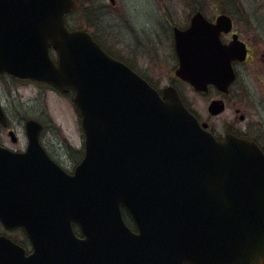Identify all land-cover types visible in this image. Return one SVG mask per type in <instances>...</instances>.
Returning a JSON list of instances; mask_svg holds the SVG:
<instances>
[{
	"label": "water",
	"instance_id": "1",
	"mask_svg": "<svg viewBox=\"0 0 264 264\" xmlns=\"http://www.w3.org/2000/svg\"><path fill=\"white\" fill-rule=\"evenodd\" d=\"M74 7L0 0V75L73 91L85 136L73 174L45 151L37 120L25 121V152L0 145V223L33 247L0 236V264H264V152L217 140L175 90L162 98L88 32L70 30ZM231 30L229 16L212 24L202 12L176 28L177 75L199 91L228 87L231 61L247 52L238 39L221 44Z\"/></svg>",
	"mask_w": 264,
	"mask_h": 264
},
{
	"label": "rangeland",
	"instance_id": "2",
	"mask_svg": "<svg viewBox=\"0 0 264 264\" xmlns=\"http://www.w3.org/2000/svg\"><path fill=\"white\" fill-rule=\"evenodd\" d=\"M94 5L87 11L80 6L68 17L69 26L93 29L114 54L143 64L159 55L163 63L170 64V22L183 23L199 9L208 16L227 12L237 19L246 18L243 15L264 19V0H117L116 5L110 0H94ZM72 97L34 81L0 77V102L16 134L12 141L6 131H0V142L25 149L24 123L36 119L44 125V146L55 156H63L66 167L75 168L84 154L85 137Z\"/></svg>",
	"mask_w": 264,
	"mask_h": 264
},
{
	"label": "flooded vegetation",
	"instance_id": "3",
	"mask_svg": "<svg viewBox=\"0 0 264 264\" xmlns=\"http://www.w3.org/2000/svg\"><path fill=\"white\" fill-rule=\"evenodd\" d=\"M78 1L75 0V10L70 15L77 11ZM110 2L112 5H116L117 0H110ZM202 9L198 11L202 12L205 19L212 24H216L218 17L222 14H227L231 18L232 30L228 33L222 32L220 35V41L224 47H230L236 39L246 47L247 52L244 59H233L231 61L233 81L228 87L209 85L206 91H199L177 75L180 62L176 52L174 31L176 28L180 30L188 29L195 15L194 13L187 16L183 23L170 22L172 28V34L170 33L172 47L170 64L163 63L160 55L158 59H149L150 62L147 64L132 61L130 57L117 56L93 29V31L89 30V33L105 51L131 67L154 87L162 97L167 89L177 91L188 111L216 139L224 141L233 136L257 144L264 152V19L248 18L251 15H243L246 18L237 19L235 15L225 12L208 16ZM2 76L11 77L7 74L0 77ZM69 95H72V93ZM11 130H13L11 124L8 128L2 127L0 129V131H6L7 133ZM11 149L23 152L27 149V146L23 150ZM45 149L50 157L70 174L74 172L79 164L78 162L75 168L73 166L74 169H70L64 165L63 156H55L46 147ZM127 215L130 217L128 213ZM132 222L131 227L134 229L135 224L134 221ZM1 235L7 236L13 242L25 248L28 254L32 252L31 242L22 229L7 231L0 223Z\"/></svg>",
	"mask_w": 264,
	"mask_h": 264
},
{
	"label": "trees",
	"instance_id": "4",
	"mask_svg": "<svg viewBox=\"0 0 264 264\" xmlns=\"http://www.w3.org/2000/svg\"><path fill=\"white\" fill-rule=\"evenodd\" d=\"M194 1H196V0H194ZM80 6H81V8H85L86 9L85 11L91 10L92 7H95L94 0H79L78 4H77V9H79ZM95 18L97 19L98 17H95ZM100 24L101 23H98V25H100ZM123 214H124V218H125V221L127 222V224L129 226H132L133 222L124 210H123ZM75 228L78 232V228L77 227H75Z\"/></svg>",
	"mask_w": 264,
	"mask_h": 264
}]
</instances>
